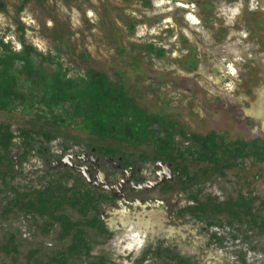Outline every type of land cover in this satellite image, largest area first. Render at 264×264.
Wrapping results in <instances>:
<instances>
[{
	"label": "trees",
	"instance_id": "16d2710c",
	"mask_svg": "<svg viewBox=\"0 0 264 264\" xmlns=\"http://www.w3.org/2000/svg\"><path fill=\"white\" fill-rule=\"evenodd\" d=\"M32 1L43 0H22L19 11ZM5 10L0 0V11ZM17 24L19 51L0 29V166H12L8 151L17 139L29 147L24 162L28 156H43L45 148L61 139L64 153L81 147L101 157L121 158L127 167L133 160L171 164L178 186L188 192L189 204L179 215L208 229L227 228L234 241L241 239L249 251L264 256V140L231 141L217 132H190L171 114V99L161 98L160 107L147 106L142 101L145 88L134 87L121 70L112 76L88 67L72 74L61 48L43 53L27 42L25 26L19 20ZM136 25L131 23L130 31ZM135 50L157 58L166 55L154 43L133 46ZM124 52L118 49L120 56ZM192 61L194 70L197 61ZM140 63L138 56L132 59L136 74ZM9 172H0L6 186L0 188V264H112L103 255H92L112 237L100 219L103 194L53 178L40 187L15 188L7 182ZM207 182L222 197L206 192ZM20 223L25 224L23 233L16 227ZM226 240L218 232L211 235L218 247ZM238 258L247 264L245 253ZM147 259L153 264H199L161 247L148 250L136 264Z\"/></svg>",
	"mask_w": 264,
	"mask_h": 264
},
{
	"label": "rangeland",
	"instance_id": "374dc122",
	"mask_svg": "<svg viewBox=\"0 0 264 264\" xmlns=\"http://www.w3.org/2000/svg\"><path fill=\"white\" fill-rule=\"evenodd\" d=\"M2 1L6 10L0 11V29L16 51L22 48L19 20L28 43L45 54H55L56 46L62 49L72 74L88 67L112 76L121 70L134 87L145 88L147 106L160 107L171 99V114L190 132H217L231 141L264 140V0H43L30 2L23 12L22 0ZM131 23H137L134 31ZM150 43L164 49L165 57L132 52L133 46ZM119 48L125 50L123 56ZM137 56L136 74L131 62ZM61 143L58 139L44 150L59 155ZM41 157L29 156L26 165L35 187L47 182ZM204 188L222 197L216 185L207 182ZM186 195L169 197L153 209L105 215L115 231L92 255H103L112 264H136L148 238L164 237L177 253L199 264H241L239 252L246 254L247 264H264V256L249 251L241 239L234 241L229 229L177 219L171 201L187 205ZM16 227L25 230L24 223ZM214 232L227 238L223 247L211 243Z\"/></svg>",
	"mask_w": 264,
	"mask_h": 264
},
{
	"label": "flooded vegetation",
	"instance_id": "af4514ba",
	"mask_svg": "<svg viewBox=\"0 0 264 264\" xmlns=\"http://www.w3.org/2000/svg\"><path fill=\"white\" fill-rule=\"evenodd\" d=\"M25 151H29V147L24 140H14L8 151L12 166H0V172L10 171L7 182L15 188H21V186L29 188L36 182L28 178L26 165L30 162L29 156L26 162L21 159ZM44 152L45 154L40 160L47 172L45 175L47 180L50 178L59 179L69 187L78 185L104 195L100 206V219L111 235L114 234L115 230L108 227L104 218L105 215L109 216V213L121 215L136 211V209L141 211L153 209L158 204L167 202L169 197L176 199L179 195L188 193L187 190L184 191L178 186L171 164L160 162L143 164L133 160L131 165L127 167L121 158L114 160L101 157L96 155L94 151L84 148L77 151L70 149L65 153L62 151L59 155H53L47 149ZM66 174L72 175V177L62 180V176ZM48 175L50 177H47ZM3 181L4 178L0 176L1 189L6 187L2 186ZM69 182H72L71 186L68 185ZM187 200L189 201L188 197ZM185 206H181L180 202L171 201V212L181 221L186 217L179 215V211ZM165 239L164 237L148 238V243L144 245L137 260L141 259L150 249L155 251L161 247L175 250V246L166 244ZM149 262L152 261L147 259L143 264H150Z\"/></svg>",
	"mask_w": 264,
	"mask_h": 264
}]
</instances>
